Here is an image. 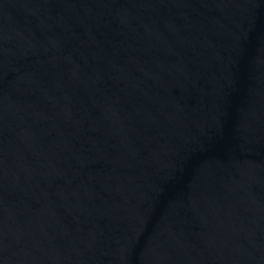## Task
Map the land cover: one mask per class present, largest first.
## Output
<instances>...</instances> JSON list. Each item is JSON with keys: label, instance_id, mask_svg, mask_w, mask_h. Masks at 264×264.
<instances>
[{"label": "water", "instance_id": "water-1", "mask_svg": "<svg viewBox=\"0 0 264 264\" xmlns=\"http://www.w3.org/2000/svg\"><path fill=\"white\" fill-rule=\"evenodd\" d=\"M0 264H264V0H0Z\"/></svg>", "mask_w": 264, "mask_h": 264}]
</instances>
